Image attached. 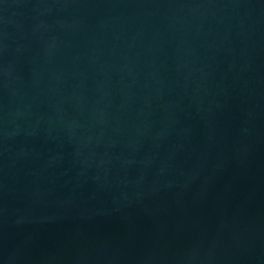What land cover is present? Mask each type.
Instances as JSON below:
<instances>
[{
  "label": "water",
  "instance_id": "1",
  "mask_svg": "<svg viewBox=\"0 0 264 264\" xmlns=\"http://www.w3.org/2000/svg\"><path fill=\"white\" fill-rule=\"evenodd\" d=\"M0 264H264V0H0Z\"/></svg>",
  "mask_w": 264,
  "mask_h": 264
}]
</instances>
